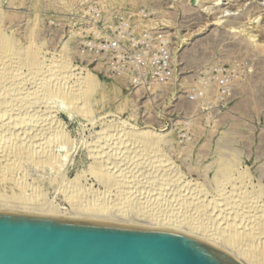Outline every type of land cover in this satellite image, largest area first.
<instances>
[{"label": "rangeland", "instance_id": "obj_1", "mask_svg": "<svg viewBox=\"0 0 264 264\" xmlns=\"http://www.w3.org/2000/svg\"><path fill=\"white\" fill-rule=\"evenodd\" d=\"M92 9L98 10L104 21H108L111 16L123 11L137 14L143 10L147 14L146 24L149 27L167 31L174 40L177 66L175 80L169 85L138 90L128 87L123 81L110 80L104 77L99 70L96 59L81 55L78 49L81 37L86 36L84 31L87 30V27L85 26L87 24L89 27L91 26L88 12ZM0 30L1 36L9 39L10 42L12 41L13 51H27L28 47L30 48L28 51H33L34 57L36 55V60L39 58L38 61L44 63L45 67L49 65L51 68H54L56 64L59 65L61 58L70 67L73 75L71 83L74 80L77 83L85 77L90 78L93 83L90 90H88L89 92L87 91L90 93V95H87L89 98L85 96L84 100H87L85 102L83 100L84 103L79 102L76 106L80 108L79 111L75 106L73 108L69 107V103H66L65 99L64 102L62 98L63 104L62 101H59L61 98L55 97L57 99L54 98L55 100H53L52 98L47 102L48 105L43 103L45 101L41 102L42 100L40 101L37 98L38 101L34 100L37 106L32 101L34 109L30 106L27 109L28 114L26 117L25 112H21L22 115L18 114V118H22L24 114L25 123L31 117L29 122L26 123L27 126L24 124L29 129L27 130L23 126L20 127L13 122L16 127L13 126L14 130L12 128V131L16 129V132H21V130L29 132L31 130L33 133L35 129H38V126L35 125H38V123L40 125L46 124L47 126H44V128H48L52 133L50 134L55 136L54 138L49 135L51 137L50 141L47 136L48 140L46 139V142H51L54 146L52 148H56L58 143L65 139L62 142L65 143L63 147L60 146L65 151L59 149L60 154L58 152V159H56V164H53V168L45 169L44 165L41 166L44 160L41 158L39 160L40 162L42 160V162L38 164V161L36 162L34 159V161L27 159L28 162L25 160L26 163L21 168L23 171L20 169L23 173L19 170L21 174L17 173L16 176L20 175L19 180L16 178V181H18L19 186L22 185V189L19 190L17 185V194L15 193L17 189H13V192L11 191L4 196H12L13 194V197L21 198L22 195V198H26L28 204H17V207L8 206L9 208L15 209L18 213L24 211L34 214L44 213L47 215L46 217L56 216L65 219L77 216H79V219H89L93 213L91 208L100 207L99 209H105L106 215L111 212L117 206L115 203L117 204V201L122 199L121 196L118 199V195L122 192L118 190L120 186L112 184L109 177H107L118 173L115 170L114 156H118L121 149L118 150L120 152L117 151L116 153L112 146L119 145L120 147V144H118L120 142H116V144L114 141L109 142L108 144H111L109 145L110 150H107V148L101 149L100 146L102 147V145L97 141L107 129L113 130L115 128L113 126L117 125L122 126L121 128L125 133L147 132L158 137L156 143L158 154L160 157L162 156V160L169 167H172L169 173H173L170 174V177L173 178L170 179L176 181L172 180V183H175H171L172 186H166L167 189L162 192L163 195H160L159 200V203H162V208L165 209L166 207L169 210L162 212L164 214L158 213V217L155 216L157 219L151 218V221L168 218L170 221L166 220L172 222V220H176L175 217H178L177 220H181L195 216L192 207L176 206L177 201L172 200V194L176 192L175 189L180 192V195L185 193V196L187 193L184 190L185 187L188 190L191 187L196 189L202 187L204 195L201 194V197H204L208 204L209 202L210 204H212L211 202L221 203L222 199L234 190L233 193L246 192L255 198V201L253 200L255 205L253 204V206H256L257 210H264V0H0ZM17 72L14 79H16V76L21 77L26 74V68L22 67ZM227 73L231 75L232 84L228 89L221 90L216 87L215 82L220 75ZM18 74L21 76H18ZM58 75L60 76V74ZM58 75L56 74L57 78H60ZM11 83L14 84V82ZM28 83L24 82L23 85L26 87L20 85L25 89H21V87V90H18L19 92L22 91V95L19 97L22 100H29L31 97L26 95L27 91L30 92L31 89L30 83L29 85ZM12 84H8L10 88ZM4 87L6 91L9 90L8 86ZM4 87H0V94L9 99L10 96L7 97L9 95L7 93L11 90L14 93L15 86L9 92H4ZM195 88L200 90L202 95H199L197 100L190 101L188 96ZM24 95L26 98H22ZM14 102L13 104L10 103L12 109L19 106V101ZM70 109H72V112ZM14 113L17 115L16 111ZM13 118L16 119L15 116ZM42 118H50V125L47 122L48 120L41 123ZM51 122H54L53 126ZM53 130L57 133L59 131L58 135ZM31 132H29L30 137H32ZM33 134H36V132ZM39 135H36V137ZM30 137L25 138L28 139L27 142H29ZM34 137L32 138L35 139L36 137ZM41 143L42 146L45 145V141H41ZM16 145H20L18 141ZM16 145L14 143L11 146V148L14 146L11 149L12 151L17 148ZM26 146L30 147L27 143ZM33 146L35 144L31 147ZM31 147L29 150L32 149ZM107 151L113 157L109 161L110 165L107 163V159L105 160L104 154H102ZM94 152L97 154L98 159L94 158L96 155ZM100 152L104 158L100 159L101 156L98 155ZM101 160H103V163ZM223 162L224 164L229 163L226 166L230 169L228 172L225 170L227 168ZM103 167L105 171L102 169ZM105 167H107V170ZM129 167H132V165L130 164ZM141 167L138 168L139 171L137 169V172L136 169L132 170L136 173H131L130 168L128 175L136 176L139 174L141 177L140 171L142 170L143 177L141 179L147 181V185L150 182L152 190L158 189L161 179L159 176L160 171L156 174L157 171L154 169L146 168L147 170L144 169L145 171H143ZM110 171L111 174L113 173L112 175L109 174ZM225 171L226 174H224ZM236 175H240L239 178ZM155 176L160 179L158 177L156 179ZM174 176L177 177L174 178ZM12 178L15 181V176ZM21 180L23 183L19 182ZM106 180L108 183L104 182ZM223 182L228 185L225 186L226 192L224 193V190L220 195L217 192V186L220 188ZM144 185L147 186L146 183ZM147 190L149 189H146V187L144 190L142 188L140 193L144 192L143 195L147 196ZM75 196L77 198H73ZM148 196H150L149 199L155 198L151 197L150 194ZM152 196L154 195L152 194ZM131 198H128L127 202L122 204L128 207L129 203L134 202L137 197L134 196L133 198L131 196ZM79 200L81 201L79 204L86 211L76 213L77 211L73 210V206L80 202ZM170 201H172L171 206ZM120 202L122 201H118V203ZM5 206L0 203L1 209ZM210 206L212 205H209V210H211ZM8 207L6 206V208ZM179 207L180 210L176 209ZM182 212L185 217L179 215ZM213 212V214L207 212L209 223L206 222L210 228L213 229L214 226L217 231L225 226L224 223L229 220H226L225 217L221 219L223 215L217 216V213ZM209 214L212 216L209 217ZM261 214L263 213L260 212L255 217L258 219L262 216ZM259 215L260 217H258ZM107 217L109 219L113 218L114 220H110L114 222L121 219L118 216L114 218V216L109 217L107 215L105 218ZM97 218L99 219V217ZM125 219H127L126 222L133 221L129 218ZM125 219L122 218L123 221ZM175 226L174 224L169 227L173 228ZM230 230L233 229L227 230L230 234L234 233ZM228 232H226L227 235ZM199 233L200 231L195 232L193 236L200 237L201 234ZM239 235L237 234L233 238L235 246L241 245L240 248L242 249L244 247L245 253L248 252L244 253L245 255L250 256V253H252L254 264H264V243L260 244V241L254 239L255 237L253 238L251 234V240L247 238L248 234L246 235V233L245 235Z\"/></svg>", "mask_w": 264, "mask_h": 264}, {"label": "bare ground", "instance_id": "obj_2", "mask_svg": "<svg viewBox=\"0 0 264 264\" xmlns=\"http://www.w3.org/2000/svg\"><path fill=\"white\" fill-rule=\"evenodd\" d=\"M1 31V30H0ZM4 32V31H3ZM2 35V33H0ZM4 34V33H3ZM0 35V87L1 86H8V89L11 90L14 86L15 88V92L12 93V90L11 92L6 91L5 87L3 89V91L5 92H9L7 94H9L7 97H9V99H6L5 96L2 94H0V200H2L3 202L0 201V203H3L4 205H6L7 207L9 206H16L17 204H28L26 202V198H22V195H21V198H17V197H13V194L12 196L9 195V196H4L6 194H9L13 189H17V187L19 186L18 184V181H16L17 179L19 180V176L16 177L18 174L17 173H20L23 171V165H25L24 163L25 160H31V161H38L37 164L40 162L39 158L41 159H44L46 160L44 162L43 160V163L41 164L44 165L45 169L46 168H53V164H56V159L57 156L60 154V150L59 149H62L61 147H63V144L62 142L65 140H61L60 143L59 140H58V145L56 148H52V143L49 142L50 141V136H52L51 134V131L48 130V128H44V126L46 127L47 125H43V124H39L38 125H35L37 124L36 121H39L36 119V123L33 124L35 126H38L37 128L38 129H35L33 133L36 132V134H33L31 132V130H29V132L32 133V137L36 135H39L38 137H34L35 139H33L32 137H30L29 135V132H27V129L24 124L26 125V123L29 122V119L31 118H27L28 119V122L25 123V120L26 118H24V114L22 116V118H18V114L21 112H25V117L26 115L28 114V108H30V106L32 107V109H34L33 107V102L36 104V101L34 100H42L41 102L43 103H47L49 102V100H55L57 98L55 97H58L61 98V100L59 99V101L61 102L62 101V98H63V101L65 99V101H67L66 103H69L71 104L72 106H70L68 104L69 107H72L75 106V108H78L76 107L78 105L79 102H82L84 103L86 100L85 99V96L88 97L87 95L90 93H88L90 90V88L92 87L93 83L90 81V78H86L85 79L83 78H79L78 82L76 83V81L74 80L72 83H71V80H73V75L71 74V70H70V67L69 65H67V63L65 62V60H59V65L56 64V66L54 67L52 65V67L54 68H51L49 65L47 67L44 66V63L38 61L39 58L36 60V55L34 57V54H33V51H28V49L30 50V48H28L27 46V51H13V48H12V45H11V42L9 41V39L3 37ZM6 35V34H5ZM33 48V47H32ZM36 48V47H35ZM26 49V48H25ZM13 52H12V51ZM38 50V49H37ZM36 51V50H35ZM37 54V53H36ZM41 58V57H40ZM43 60V59H42ZM53 60V59H52ZM57 60V61H58ZM53 64V63H52ZM23 68H26V74L24 75H20L21 72L19 71L20 74H18V76L20 75L21 77H17L16 76V79L15 78V73L19 70V69H22ZM22 71V70H21ZM18 73V72H17ZM56 74H60V76L58 75V77L60 78H57ZM62 74V75H61ZM56 76V78H55ZM89 76V75H88ZM78 78V77H77ZM11 82H14V84H12ZM27 82L29 86H31V89H30V92L27 91L26 95L28 96H31L29 100H22L21 98H19L22 94V91L19 92L21 89H25V85H23ZM7 84V85H6ZM8 84H12L11 85V88H10V85ZM14 85V86H13ZM20 85H23L25 87H22ZM22 87V88H21ZM21 88V89H20ZM19 90V91H18ZM88 91V92H87ZM2 92V91H1ZM3 92V93H4ZM24 93V92H23ZM5 94V93H4ZM6 94V95H7ZM26 98V96H22V98ZM18 98V99H17ZM55 98V99H54ZM89 98V97H88ZM17 102L19 101V106L18 108H14L12 109L10 107V103L13 104L14 101ZM37 100V101H38ZM84 100V102H83ZM21 101V103H20ZM33 101V102H32ZM39 101V102H40ZM63 101L61 103H63ZM64 101V102H65ZM40 102V103H41ZM15 103V102H14ZM42 103V104H43ZM81 103V105H82ZM39 104V103H38ZM64 104V103H63ZM40 105V104H39ZM38 105V107H39ZM48 105V103L46 104ZM67 105V104H66ZM80 105V106H81ZM37 106V104H36ZM41 106V105H40ZM67 106V107H68ZM84 106V104H83ZM42 107V106H41ZM48 107V106H46ZM68 107V108H69ZM82 107V106H81ZM36 108V107H35ZM66 108V107H65ZM67 108V109H68ZM88 108V107H87ZM83 109V108H82ZM40 110V109H39ZM72 109H70L71 111ZM77 110V109H76ZM80 108H78L77 111H79ZM85 110V109H84ZM90 110V109H89ZM16 111L17 115L14 113ZM34 111V110H32ZM82 111V110H81ZM47 112V111H46ZM51 112V110H50ZM72 112V111H71ZM85 112V111H84ZM89 112V111H88ZM87 112V113H88ZM91 112V110H90ZM89 112V113H90ZM45 113V112H44ZM80 113V112H79ZM83 113V112H82ZM81 114V113H80ZM19 115V116H20ZM33 116V114H31ZM31 115H28V116H31ZM83 115V114H82ZM87 115V114H86ZM16 117L13 118V117ZM27 116V117H28ZM36 116V115H34ZM39 116V114H38ZM41 116V115H40ZM43 116V115H42ZM81 116V115H80ZM37 117V116H36ZM54 117V116H53ZM91 117V116H90ZM15 119V120H14ZM40 119V117H39ZM46 120H48L47 122L49 123L50 125V118H42L40 121L41 123L45 122ZM39 121V122H40ZM52 121V120H51ZM17 123L18 126H23L25 127L27 130L23 131L21 130V132H16V129L15 131H12L14 130L13 126L15 125L14 123ZM32 123V121H31ZM47 123V124H48ZM54 123V122H53ZM53 123L51 122L52 126H53ZM59 123V122H58ZM57 123V124H58ZM32 125V127H34ZM43 125V126H42ZM115 125V124H114ZM17 126V128H18ZM27 126V125H26ZM29 126H30V123H29ZM56 126V124H55ZM16 127V126H14ZM51 127V126H50ZM57 127V126H56ZM111 127V125H110ZM115 127L113 130L111 129H107V131L104 132V134L102 136H100V138L98 139V143H100V145H102V147L100 146L101 149H105L107 148V150L110 148L109 145L111 144H108L109 142H113L116 144V142H120L118 144H120V147L119 145H116V146H112L114 147L116 153L118 150L121 149V152L118 154V156H114L115 159H114V163H116V173L115 175H112L111 174V171L109 174H111L112 176H107L109 177V180L110 182L114 185L117 184L119 185L120 187L118 188L119 191H122L117 197L118 199L120 198L121 196V200H118V201H122L120 203H118L117 201V204L115 203V205H117L111 212H109L107 215L109 217H112L114 216V218L116 216H118V218L120 217L121 219H118V221H111L110 219H113V218H105L107 215L105 214V209H99V208H91L92 210V216L89 217V219H79V216L77 217H72V218H68V219H75V220H86V221H94V222H104V223H119V224H128V225H136V226H142V227H150V228H157V229H166V230H172V231H176V232H180V233H184L188 236H193V234L195 232L198 233V231H200L199 234H201L200 237H196L208 244H211L217 248H220L226 252H228L230 255H232L235 259H237V261L240 263V264H254L253 262V255L252 253H250V256L248 255H245V251L243 250L242 248H240L241 245H236L233 243L234 242V239L236 236L235 235H239V234H244L246 233V236L247 238H251L250 237V234L251 236L254 238V239H258L260 241V244L264 243V210L260 209V210H257L256 209V206L254 207L253 204H254V199L253 197H251L250 195H248V193L246 192H241V193H233V192H230L228 193V196L226 195V197H224L222 199V202H211L212 204H209L206 202V199H204V197L202 198L201 197V194L202 196L204 195V191L202 190V187L201 189H196V188H191L188 190V188H184V190L187 191L186 195L184 196L185 193L183 194H179L180 192L176 190V192L174 194H172V200H176L177 201V204L176 206H183V208H190L192 207L191 209L194 210V214L195 216L191 217L190 215V218H184L185 215L184 213L182 212V214H179L180 216H184L183 218L184 219H181V220H177L178 217H175L176 220H172V222H168L167 220L170 221V219L166 218V219H160L158 221H154L152 220L151 221V218L152 219H157L155 216L158 217V213H162V212H166L167 210H169V206L167 207L168 209H165L162 208V203L160 204L159 203V200H160V195H163V191L166 188V186H172L171 183H172V180H175V179H170V174L172 172L169 173V170L172 168V167H169L168 164H166L163 160H162V156L160 157L159 154H158V150L156 149V143L158 142V137H155L154 135L152 134H149L147 132L145 133H125L123 132V129L117 125L113 126ZM112 127V128H113ZM13 128V129H12ZM12 129V130H11ZM31 129V128H30ZM33 129V128H32ZM55 129V128H54ZM58 129V128H57ZM56 129V130H57ZM60 129V128H59ZM58 129V130H59ZM11 130V131H10ZM23 131V132H22ZM33 131V130H32ZM54 132H56L55 130H53ZM51 133V134H50ZM59 133V131H58ZM58 133L56 132V134L58 135ZM115 133V134H113ZM55 135V134H54ZM47 136L49 137V143L46 142V139L48 140ZM162 136V135H161ZM24 137V138H23ZM29 138L30 137V140L32 138V140L29 142L28 139H25V138ZM55 138V136H52ZM163 137V136H162ZM60 138V137H58ZM62 138V137H61ZM160 139V137H159ZM162 139V138H161ZM56 140V139H54ZM53 140V141H54ZM18 141V144H20L19 146L16 145ZM41 141H45V145L42 146V143ZM52 141V140H51ZM167 141V140H166ZM56 142V141H55ZM12 143V144H11ZM15 143V145L17 146V148H15V150H11L14 148V146L11 148V146ZM26 143L30 145V147L35 144V146L31 147L32 149L29 150V146L27 147L26 146ZM62 143V145H60ZM107 143V144H106ZM161 143V142H160ZM9 144H11V146H9ZM67 144V143H66ZM159 144V143H158ZM157 144V146H158ZM25 145V146H24ZM113 145V143H112ZM15 146V147H16ZM61 146V147H60ZM67 146V145H66ZM65 146V147H66ZM94 146V145H93ZM118 146V148H117ZM54 147V146H53ZM64 147V148H65ZM98 147V146H97ZM111 147V148H112ZM117 149H116V148ZM99 148V149H100ZM159 149V146L157 147ZM222 148V147H221ZM98 149V150H99ZM231 149V148H229ZM63 151H65L64 149H62ZM93 150V149H92ZM110 150V149H109ZM227 150V149H226ZM232 150V149H231ZM62 151V152H63ZM94 151V150H93ZM101 151V150H100ZM230 151V150H229ZM59 152V154H58ZM104 152V151H103ZM95 153V152H94ZM113 153V152H112ZM66 154V153H65ZM96 154V153H95ZM104 154L105 156V160L107 159V163L109 164V161L113 159V157H111V155H109L108 151L105 152V153H102ZM101 154H98L100 155V159L101 158H104L102 157L103 155ZM234 154V153H233ZM93 155V154H92ZM107 155V157H106ZM61 157V155H60ZM67 157V156H66ZM97 158V154L94 156V158ZM234 157V156H233ZM91 158V157H90ZM230 158H231V155H230ZM34 159V160H33ZM93 159V158H92ZM98 159V158H97ZM96 159V160H97ZM27 160V162H28ZM227 160V159H226ZM236 160V159H235ZM63 161V160H62ZM94 161V160H93ZM102 163H103V160H101ZM42 162V160H41ZM40 162V163H41ZM99 162V161H98ZM129 164H128V163ZM45 163V164H44ZM96 163V162H95ZM100 163V162H99ZM101 163V164H102ZM105 163V162H104ZM106 163V164H107ZM231 163V162H230ZM34 164V162H33ZM100 164V165H101ZM132 165V167H129V165ZM224 164V162H223ZM229 163L227 162V164L225 163V167L228 165ZM40 165V164H39ZM98 165V164H97ZM105 165V164H104ZM110 165V164H109ZM109 165H108V168H109ZM113 165V163H112ZM142 166V167H141ZM111 167V166H110ZM141 167V169L143 168V171H145L144 169L146 168H150L151 169H154L157 171L154 172L156 174H158V172L160 171V184H159V188L156 189V190H152L151 189V183L149 182L148 185H147V181H144L143 179H141L142 176V170L140 171V174H141V177L139 174H137L136 176H133V175H128V173L130 172V168H131V173L135 172L132 170L133 169H136V172H137V169ZM43 168V167H42ZM100 168V167H99ZM97 168V169H99ZM106 170H107V167H105ZM227 168V167H226ZM231 168V167H230ZM22 171H21V170ZM104 171V167L102 168ZM111 169V168H110ZM20 170V172H19ZM114 170V169H113ZM147 170V169H146ZM149 170V171H150ZM152 170V171H154ZM227 170V172L230 170L229 168L225 169ZM236 170V169H235ZM129 171V172H128ZM139 171V169H138ZM148 171V173H149ZM151 171V172H152ZM15 172V173H14ZM97 172V171H96ZM135 172V173H136ZM236 172V171H235ZM23 173V172H22ZM100 173V172H98ZM153 173V172H152ZM175 173V172H174ZM21 174V173H20ZM146 174V173H145ZM173 174V173H172ZM171 174V175H172ZM226 174V171L225 173ZM238 174V173H237ZM242 174V173H241ZM96 175V174H95ZM107 175V174H105ZM147 175V174H146ZM150 175V174H149ZM148 175V176H149ZM244 175V174H243ZM13 176H15V181L12 180ZM101 176V175H100ZM104 176V175H103ZM140 178H139V177ZM152 176V174H151ZM227 176V175H226ZM225 176V177H226ZM237 176V175H236ZM240 176V175H239ZM239 176H237V178H239ZM22 177V176H21ZM98 177V176H96ZM153 177V176H152ZM156 177V176H155ZM154 177V178H155ZM156 177V179H157ZM177 177V176H174V178ZM233 177V176H232ZM231 177V178H232ZM243 177V176H242ZM12 178V179H11ZM17 178V179H16ZM103 179V177H101ZM154 178H152L153 180H155ZM173 178V177H172ZM220 178V177H219ZM222 178V177H221ZM236 178V179H237ZM241 178V177H240ZM108 179V178H107ZM146 179V178H145ZM158 179V180H159ZM228 179V177H227ZM226 179V180H227ZM157 180V181H158ZM219 180V179H217ZM234 180V179H233ZM238 180V179H237ZM103 181V180H102ZM176 181V180H175ZM220 181V180H219ZM19 182H22L19 181ZM104 182H107L104 181ZM109 182V183H110ZM156 182V180H155ZM18 183V184H17ZM23 183V182H22ZM21 183V184H22ZM108 183V182H107ZM146 183L147 186H145L144 184ZM175 183V182H174ZM172 183V184H174ZM177 183V182H176ZM111 184V185H112ZM153 184V183H152ZM222 184V185H221ZM219 185L220 188L217 186V189H218V194L222 195L223 191L225 190V186L228 185V184H224L221 183ZM231 184V183H230ZM235 184V183H234ZM232 184V185H234ZM9 185V187H8ZM18 185V186H17ZM108 185V184H107ZM110 185V184H109ZM116 185V186H117ZM154 185V184H153ZM184 185V184H183ZM186 185V184H185ZM184 185V186H185ZM189 185V184H187ZM231 185V187H232ZM13 186V187H11ZM24 186V185H23ZM174 186V185H173ZM177 186V185H176ZM179 186V185H178ZM196 186V185H195ZM22 187L19 186V190L20 188ZM146 187V189H149L147 190V193L151 195V197H155L154 199L151 198L149 199L150 196H148V194H146L147 196L143 195V193H140V191H142V188L144 190V188ZM183 187V186H182ZM112 188V187H111ZM174 188V187H173ZM18 189L16 190L17 192H15L16 194L18 193ZM22 189V188H21ZM76 189V188H75ZM121 189V190H120ZM141 189V190H139ZM155 189V188H153ZM180 189V187H179ZM114 190V189H113ZM132 190V192H131ZM135 190V191H134ZM139 190V191H138ZM198 190V191H197ZM84 191V190H83ZM106 191V190H105ZM104 191V192H105ZM118 191V193H119ZM138 191V192H137ZM153 191H155L153 193ZM183 191V189H182ZM231 191V190H230ZM241 191V190H240ZM262 191V190H261ZM13 192V191H12ZM21 192V191H20ZM25 192V191H24ZM115 192V191H114ZM128 192V193H127ZM226 192V190L224 191V193ZM75 194V192H73ZM110 193V192H109ZM166 194V192H164ZM21 194V193H20ZM79 194V193H78ZM152 194L154 196H152ZM234 194H238V195H235ZM19 195V194H18ZM104 195V194H103ZM128 198L130 199L131 196L134 198V196H136V200L134 202L132 201L131 203H129L128 207H125L122 203L124 202H127L126 200H128ZM168 195V193H167ZM183 195V196H182ZM219 195V196H220ZM225 195V194H224ZM17 196V195H16ZM20 196V195H19ZM74 196V195H72ZM86 196V195H85ZM82 197V196H81ZM109 197V196H108ZM178 197H180L181 199H179ZM206 197V196H205ZM73 198H77L76 196L73 197ZM72 198V200H73ZM170 198V197H169ZM30 199V198H29ZM109 199V198H108ZM132 199V198H131ZM179 201H178V200ZM221 199V198H220ZM25 200V201H24ZM75 200V199H74ZM254 200V201H253ZM28 201V200H27ZM30 201V200H29ZM32 201V199H31ZM34 201V200H33ZM80 201V200H79ZM85 201V200H84ZM131 201V200H130ZM175 201V202H176ZM212 201V200H211ZM213 201H214V198H213ZM216 201V200H215ZM219 201V200H218ZM37 202V201H36ZM76 202V201H74ZM87 202V201H86ZM116 202V201H115ZM161 202V201H160ZM257 202V201H256ZM33 203V202H32ZM31 203V204H32ZM81 203L80 202H77L74 206H73V210H75L76 213H78V211H86L85 209H83L84 207L79 204ZM98 203V202H96ZM170 203V206H171V203L172 201L169 202ZM119 204V205H118ZM208 204V205H207ZM39 205V204H38ZM73 205V204H72ZM98 205V204H97ZM102 205V204H101ZM111 205V204H110ZM127 205V204H126ZM209 205H212L210 206L211 210H209ZM255 205V204H254ZM261 205V204H260ZM3 206V205H2ZM1 206V207H2ZM3 207V209H1L0 207V211H6V212H17L15 209H11V208H6ZM29 206V205H28ZM33 206V205H32ZM87 206V205H86ZM96 206V205H95ZM99 206V205H98ZM104 206V205H102ZM164 206V205H163ZM17 207V206H16ZM36 207V206H35ZM92 207V206H91ZM173 207V206H172ZM171 207V208H172ZM5 208V209H4ZM90 208V207H89ZM103 208V207H102ZM106 208V207H105ZM109 208V207H108ZM87 209V208H86ZM176 209H179L180 210V207L179 208H176ZM259 209V208H258ZM108 210V209H107ZM173 210H175L173 208ZM210 212H209V211ZM178 211V210H177ZM185 211V210H183ZM191 211V210H190ZM189 211V213H190ZM215 211L217 213V216L218 215H223L221 217L222 218H226V220L228 219L229 221L226 223H224L225 226H221L222 228L219 229V230H215L216 228L213 226V229L212 227L210 228L207 224L209 223L207 220H209L208 218V213L210 214H213ZM40 212V211H39ZM89 212V210H88ZM108 212V211H107ZM154 212H155V215H154ZM172 212V211H171ZM176 213V211H174ZM173 212V213H174ZM188 212V211H187ZM192 212V211H191ZM206 214H205V213ZM208 212V213H207ZM263 213L261 214L262 216L260 217V215L258 217L260 218H256L255 215L258 214V213ZM18 213V212H17ZM19 213H27V214H33V215H38V216H47L45 215L44 213H32V212H27V211H24V212H19ZM174 213V214H175ZM196 213V214H195ZM83 214V213H82ZM81 214V215H82ZM104 214L106 215L104 217ZM164 214V213H162ZM209 214V217L212 216ZM80 215V214H79ZM84 215H86L84 213ZM90 215H91V212H90ZM160 215V214H159ZM166 215V213H165ZM169 215V214H168ZM216 215V214H215ZM88 216V215H87ZM178 216V215H176ZM188 216V217H189ZM216 216V218H217ZM257 216V215H256ZM51 217V216H49ZM54 217V216H52ZM86 217V216H84ZM99 217V219L97 218ZM55 218H58L55 216ZM81 218V217H80ZM122 218H129L130 220H133L132 222H126L127 219H125V221L122 220ZM161 218V217H159ZM163 218V217H162ZM171 218V217H170ZM180 218V217H179ZM257 220H256V219ZM114 220V219H113ZM117 220V218H116ZM212 220V219H211ZM214 220V219H213ZM220 220V219H219ZM208 223H207V222ZM223 222V221H221ZM173 223V224H172ZM212 224V222H210ZM219 223V222H218ZM176 225L175 227H169L170 225L173 226V225ZM169 225V226H168ZM210 225V224H209ZM217 225V224H216ZM215 228V229H214ZM228 228V229H227ZM229 231V229H233V230H230L231 231H234V233L232 234H235L234 236H231L232 234H230L227 230ZM228 232L229 234L227 235ZM242 232V233H241ZM196 236V234H195ZM198 236V235H197ZM240 236V235H239ZM244 237V236H242ZM252 239V238H251ZM250 239V240H251ZM244 240V239H243ZM249 241V240H248ZM239 242V241H238ZM252 242V241H251ZM256 242V241H255ZM258 242V241H257ZM237 244V243H236ZM248 244V243H246ZM255 244V243H254ZM247 247V246H246ZM245 253V254H244ZM263 253V251H262ZM252 255V256H251ZM261 255V254H260ZM259 255V256H260ZM258 264V263H256Z\"/></svg>", "mask_w": 264, "mask_h": 264}, {"label": "water", "instance_id": "obj_3", "mask_svg": "<svg viewBox=\"0 0 264 264\" xmlns=\"http://www.w3.org/2000/svg\"><path fill=\"white\" fill-rule=\"evenodd\" d=\"M0 264H240L184 233L0 211Z\"/></svg>", "mask_w": 264, "mask_h": 264}, {"label": "built area", "instance_id": "obj_4", "mask_svg": "<svg viewBox=\"0 0 264 264\" xmlns=\"http://www.w3.org/2000/svg\"><path fill=\"white\" fill-rule=\"evenodd\" d=\"M88 15L91 26H85L86 36L81 37L78 49L81 55L96 59L104 77L138 90L169 85L175 80L174 40L167 31L149 27L143 10L137 14L123 11L108 21L96 9ZM231 84L229 73L220 75L215 82L221 90ZM199 95L200 90L195 88L188 99L195 101Z\"/></svg>", "mask_w": 264, "mask_h": 264}]
</instances>
